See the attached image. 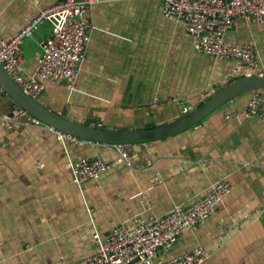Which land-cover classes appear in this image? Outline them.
<instances>
[{
    "label": "crops",
    "instance_id": "obj_1",
    "mask_svg": "<svg viewBox=\"0 0 264 264\" xmlns=\"http://www.w3.org/2000/svg\"><path fill=\"white\" fill-rule=\"evenodd\" d=\"M60 1L0 0V36L13 39ZM90 20L74 87L40 79L38 100L75 120L158 128L237 77L233 62L195 50V36L164 16L161 0H100ZM51 31L45 23L23 44L26 73H35ZM228 38L254 42L264 63V24L240 19ZM255 93L264 96L241 95L189 130L129 146L133 168L118 164L82 187L73 183L71 162H119L111 145L63 142L47 125L23 123L12 99L0 94V264H78L95 253L96 232L107 237L122 223L136 227L190 205L222 179L233 190L217 213L185 230L159 259L202 247L209 254L203 264H264V123L243 113Z\"/></svg>",
    "mask_w": 264,
    "mask_h": 264
},
{
    "label": "built area",
    "instance_id": "obj_2",
    "mask_svg": "<svg viewBox=\"0 0 264 264\" xmlns=\"http://www.w3.org/2000/svg\"><path fill=\"white\" fill-rule=\"evenodd\" d=\"M100 0H62L41 12L13 39L0 36V66L34 99L44 92L40 79L72 89L79 77L93 28L90 20L93 7ZM167 19L182 24L195 36V50L219 60L231 61L237 77H264V63L254 42H233L229 33L240 19L264 24V0H161ZM52 24L51 34L42 43L34 74L23 68V44L32 38L37 29ZM6 91L0 85V94ZM7 94V93H6ZM213 92H208L207 96ZM264 96L255 93L243 110L249 119L264 123ZM15 113L26 125L40 123L27 111L15 106ZM233 113L227 119L237 116ZM60 140L84 142L76 136L53 127ZM147 145V143H145ZM111 147L119 155V162L108 163L102 158H85L71 162L73 183L79 187L100 177L118 164L133 168V154L126 144ZM233 184L226 179L214 183L209 191L190 205H177L161 216H152L136 227L122 223L110 236L99 232L93 235L96 251L78 264H203L209 254L196 248L182 256L163 261L161 254L170 252L185 230L195 229L215 215L225 198L232 192Z\"/></svg>",
    "mask_w": 264,
    "mask_h": 264
},
{
    "label": "water",
    "instance_id": "obj_3",
    "mask_svg": "<svg viewBox=\"0 0 264 264\" xmlns=\"http://www.w3.org/2000/svg\"><path fill=\"white\" fill-rule=\"evenodd\" d=\"M0 85L18 107L27 111L40 123L53 127L58 131L76 136L86 141L101 144L140 145L161 141L175 136L198 125L225 105L239 96L264 91V77H236L221 85L212 95L200 104L185 111L181 119L168 125L145 130H128L109 128L84 123L66 114L58 113L43 105L38 99L27 95L22 88L0 66Z\"/></svg>",
    "mask_w": 264,
    "mask_h": 264
}]
</instances>
